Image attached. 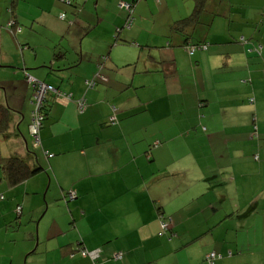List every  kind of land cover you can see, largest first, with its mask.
<instances>
[{
    "label": "crops",
    "instance_id": "1",
    "mask_svg": "<svg viewBox=\"0 0 264 264\" xmlns=\"http://www.w3.org/2000/svg\"><path fill=\"white\" fill-rule=\"evenodd\" d=\"M18 1L0 17V154L42 169L12 185L0 165V230L32 223L26 264H211L210 252L212 264H264V183L252 186L254 156L264 179V0H208L211 14L186 27L200 40L187 42L172 31L186 0H34L60 27L34 22L32 35L18 30ZM27 76L58 90L38 143Z\"/></svg>",
    "mask_w": 264,
    "mask_h": 264
},
{
    "label": "rangeland",
    "instance_id": "2",
    "mask_svg": "<svg viewBox=\"0 0 264 264\" xmlns=\"http://www.w3.org/2000/svg\"><path fill=\"white\" fill-rule=\"evenodd\" d=\"M10 1L11 0H9L6 4L5 3H0V6H4L3 12L0 13V17L2 19H6V20L11 19L10 15L8 13L9 9L7 11V8L10 7ZM186 1H190V3H192V6H194V3L192 2V0H186ZM18 2H19V4H16V10H15V12H16V14L18 16V21H19V24H20L19 27L21 28V30L24 31V34H27V32H29V31L31 32L30 33L31 35L33 34L32 31H31V27L30 26L34 22H35L34 27H36L39 32H42L43 29L41 27L37 26V25L44 23L43 20H45V19L48 20V25H47V23H44V24H46V26L49 29H51L53 32L55 30H57V28L60 27V23L58 22V20L55 19V16H56L55 12L53 13V15H51V12H47V11L42 10V9H39V12H36L37 6H34V4H33L34 0H25V1H21L20 0ZM74 6H75L74 4H72V5H68L67 4L68 9L66 11L67 12H72L73 9H74ZM192 6H191V11L189 13H187L186 16H188V15H190L192 13V11H193L192 10ZM223 6L224 5H218V7L215 8V11H214L215 12V14H214L215 16H217V17L226 16V14H225L226 13V10H224L226 8H224ZM46 8L51 9L53 7L52 6L51 7L48 6ZM35 13H39V14H35ZM5 14H7V15H5ZM203 14L206 15V16L208 14H211V9H209V8L206 7V10L203 11ZM35 15H37L38 17H40V19H38L37 21H35V17H36ZM32 30L34 31V29H32ZM17 36L21 40H23V35L21 33H19ZM200 36H201V34L199 33L197 35H192L191 38H192V40L198 41V40H200ZM83 39L84 38H82V40ZM169 40H172V37ZM16 42H17V40H16ZM0 65L2 66L1 63H0ZM48 93H50V92H48ZM47 94H46L45 98L47 97ZM215 104H216V108H215L214 112L217 110V106H219L218 105V102H216V101H215ZM207 108H208V111H206ZM172 110L175 111L176 109H173L172 108ZM202 110H204V112H205V116H204V119H205V117L207 118V115L210 113V108L209 107H204V108H202ZM215 119L217 120V118H215ZM212 122H214V123H212ZM212 122H211V124H215V120L212 121ZM207 123H208V120H207ZM191 134H192V136L189 137L190 140H192L194 138V135H193L192 132H191ZM2 157H6V156H3L2 155ZM257 159H258V156H254V161L252 162L253 163V166L252 167H253V170H254L253 173H252V176H253L252 177V183H253L252 186H257V185H254V184H257V183H264V179H259L260 178L259 176H257V175L255 176V174L258 172V167H257L258 161H257ZM263 174H264V171H263ZM158 180H160V179H157L156 182ZM183 186L184 185H181L180 187L177 186L173 190V194L175 192L177 194V197H176L177 200L182 199L181 196H180V194L182 192L181 187H183ZM166 188H170L171 191H172V187L166 186ZM68 196L70 197V193L68 194ZM249 204L247 205V207L248 206L249 207L251 206ZM36 221L34 223V226H35L34 227V232L35 233L37 231V229H36L37 222ZM17 222H19V219L17 221H15V223H12L11 226H9V228L11 229L10 231H5L3 229L0 230V245H1L0 246L1 247L0 248V255H6V257H11V258H13L12 256H14V264H15V262L18 263V264H26V261H25L26 254L23 253L24 252L23 247H24V245H26L28 243L27 240H26V231H27L26 229H27V226L29 224L31 225L32 223H27V221H24V223L26 222L24 225H20L18 227L19 229H15V228H17V226H16L17 225ZM6 235H7V237H6ZM14 238L16 239L15 241H14ZM36 245H37L36 240H34V242H33V249L35 248ZM41 250L42 249L40 247H38L35 252L38 253ZM21 254H24V255L21 257ZM32 257H38L39 263L42 262V260H40L42 258V256H40L38 254H33V256L31 255V257H30V260L32 259ZM118 259H120V258H118Z\"/></svg>",
    "mask_w": 264,
    "mask_h": 264
},
{
    "label": "trees",
    "instance_id": "3",
    "mask_svg": "<svg viewBox=\"0 0 264 264\" xmlns=\"http://www.w3.org/2000/svg\"><path fill=\"white\" fill-rule=\"evenodd\" d=\"M156 1L161 2L162 0H156ZM68 2L71 4V1H68ZM194 2H195V6L193 8L192 13L188 16H185V17L177 20L172 25V31L183 34L185 42H187V40L191 37L190 34H186V30H187L186 27L189 25L194 26L195 24L199 23V20L201 19V14H203V11L206 10V7L208 8V6H207L208 0H194ZM120 5H121V8L123 7L127 12V18L125 19V23L122 26H123V28L129 29L131 27V25L133 24V20H134V16H133L134 6H135L134 1L121 2ZM212 13L215 14V12H213V11H212ZM14 27H15L14 24L10 25L11 29ZM20 30H21V28H20ZM117 30H118V32H120L121 28L118 27ZM240 41L246 42L245 38H243V37H240ZM201 45H204L206 47L207 43H205V42L197 43L194 46L200 47ZM260 47H262V46L259 45V47L256 50V53H259L258 49ZM197 50H199V49H197ZM252 50L253 49L248 48V51H252ZM242 82H245V81H242ZM55 90L58 91L57 88ZM249 102H253V99H250ZM49 105L50 104L48 103V100L46 97L44 99L43 106L40 108V113L43 116L42 124H43V121L46 119V115H47V112L49 109ZM8 110H9V108L6 105H4L3 103H0V129L3 126L2 123L6 122V120H7ZM0 165L2 166V170L6 174L5 177L8 179L7 182L12 184V185L23 181L27 177L39 172L42 169L41 166L37 163L35 165L27 164L26 162H24V160L21 157H18V156L2 157L1 154H0ZM20 210H18L16 213L17 217H21V215H22V212ZM165 220H163V221L166 222L169 226V223L167 222V220L166 221ZM122 255H123V253H122Z\"/></svg>",
    "mask_w": 264,
    "mask_h": 264
},
{
    "label": "built area",
    "instance_id": "4",
    "mask_svg": "<svg viewBox=\"0 0 264 264\" xmlns=\"http://www.w3.org/2000/svg\"><path fill=\"white\" fill-rule=\"evenodd\" d=\"M130 10V9H129ZM61 18L65 17V14L62 13L60 15ZM18 30H20V28H18ZM204 45H201L200 47H196V46H190L188 47V52L189 54H193L195 50L197 49H202L204 48ZM29 82V84L32 87L33 90V94H32V100H31V104L33 106V109L31 111V118H30V124H29V130L31 135L33 136V140L35 143L39 142V132L40 129L42 127V120H43V116L40 113V108L43 106L44 103V99L45 96L48 92H53L55 91L54 87L46 82L40 81L38 79H35L33 77L27 76L26 78ZM56 92V91H55ZM81 107H83V104H81ZM110 122L114 123L115 122V118L111 117L110 118ZM75 197V193L71 192L70 193V198ZM19 210V209H18ZM162 228L164 230H166L168 228V224L164 221H162ZM84 253V251H83ZM91 257L94 258L95 255L98 254L97 251H92L91 253ZM219 255L216 254L215 252H210L209 254L206 255L207 260L209 261V263H213V261L218 257ZM116 258H121L122 257V253H117L115 254ZM95 264V263H93Z\"/></svg>",
    "mask_w": 264,
    "mask_h": 264
},
{
    "label": "water",
    "instance_id": "5",
    "mask_svg": "<svg viewBox=\"0 0 264 264\" xmlns=\"http://www.w3.org/2000/svg\"><path fill=\"white\" fill-rule=\"evenodd\" d=\"M62 57L66 58V57H67L66 53H64V54L62 55ZM103 58H104V57H103ZM63 70H65V69H58V71H63Z\"/></svg>",
    "mask_w": 264,
    "mask_h": 264
}]
</instances>
